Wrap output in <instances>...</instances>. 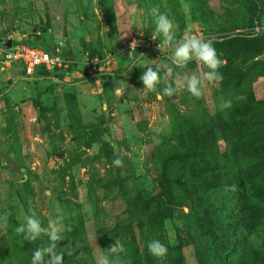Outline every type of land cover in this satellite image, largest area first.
<instances>
[{
	"label": "rangeland",
	"instance_id": "rangeland-1",
	"mask_svg": "<svg viewBox=\"0 0 264 264\" xmlns=\"http://www.w3.org/2000/svg\"><path fill=\"white\" fill-rule=\"evenodd\" d=\"M155 6L173 21L177 39L186 33L210 39L225 62L222 81L208 84L204 97L163 95L172 79L166 71L156 91L144 89L139 78L153 60L173 67V75L207 70L195 60L185 69L171 65L173 49L162 35L152 38ZM0 39L31 40L71 60L69 68L27 77L19 67L0 68V212H11L0 232V264H31L34 251L50 243L44 234L27 241L15 233L30 209L44 227L60 218L62 236L86 238L82 257L89 254V264L116 240L124 248L121 264L166 262L168 254L148 249L158 232L140 236L145 216L160 217L159 241L179 251L181 264H199L202 218L189 207L198 197L176 205L161 173L167 166L195 182L215 163L242 168L247 187L240 194L259 204L253 220L259 233L243 236L233 225L223 235L224 207L216 203L214 242L208 248L199 242L203 255L225 240L232 251L243 242L264 251V154L246 147L264 137V0H0ZM91 60L99 71L89 73ZM232 149L243 150L242 161ZM116 157L122 167L113 165ZM149 199L155 204L144 216ZM68 238L57 242L58 252L66 253Z\"/></svg>",
	"mask_w": 264,
	"mask_h": 264
},
{
	"label": "trees",
	"instance_id": "trees-1",
	"mask_svg": "<svg viewBox=\"0 0 264 264\" xmlns=\"http://www.w3.org/2000/svg\"><path fill=\"white\" fill-rule=\"evenodd\" d=\"M228 38V37H226ZM231 39H242L245 42L250 43L251 39L247 35L234 34ZM31 45H39L31 40H23ZM48 50V49H46ZM40 70L37 69L36 72ZM35 72V73H36ZM103 75V73H102ZM247 150L259 154H264V137L260 140H253L250 145H246ZM206 148V147H205ZM243 150H231V156L235 157L237 161L243 159ZM111 160V158H109ZM207 170L203 171L198 175L197 181L183 180L181 177H175L171 168L164 166L161 173V185L170 188L171 197L174 199L176 205L188 204V201L191 197L197 196L198 200L194 201L190 209L192 210V215L198 217L202 220L199 223L198 232L200 236H197V259L199 264H264V251L259 247L255 246L253 242L247 244L245 242L241 243V248H237L236 251H232L229 248V245L226 244L225 240L220 249H215L210 253L207 252L203 255V248H200L199 242H202L208 248L211 242H214L215 237V227H214V217L218 214V211L215 210L216 203H222L224 209L225 222L222 225V233L226 234L228 227L236 228L235 233L240 231L241 235H249L251 233H259L258 229H255L253 220L256 213L259 209V204L255 201V198L252 196H243L242 191L247 187V183L244 182L242 178V168H233V167H223L221 164L215 163L214 165L208 166ZM168 169V170H167ZM176 180L177 184L173 181V178ZM239 184V186H238ZM237 185V186H236ZM253 190V189H252ZM198 202V203H197ZM148 207L143 215H149L154 206L153 199L147 200ZM261 208V207H260ZM204 214H202V212ZM226 213V216H225ZM158 218L153 220L151 218H146L138 225L140 236L144 239L154 233V231H149L150 229H155L158 232L157 239H162V229L158 226ZM236 221L228 225L227 221L231 219ZM230 219V220H229ZM227 220V221H226ZM250 220V222H249ZM153 221V222H151ZM157 223V224H156ZM252 225V226H251ZM197 227V226H196ZM149 231V232H148ZM75 233L68 231L66 235H63L62 239L69 237V242L65 244L66 253L64 258V263L72 260L75 264H89L88 258L90 255L87 254V257L84 259L82 253L86 252V238L79 237L75 238ZM202 237L204 241L201 240ZM239 238V237H237ZM67 246V247H66ZM71 252L72 255H68V252ZM201 253V254H200ZM168 259L163 264H181L182 259L179 254V251L174 250L167 252ZM89 255V256H88ZM47 259V257H46ZM126 263V262H122ZM133 264V263H132ZM136 264V263H134Z\"/></svg>",
	"mask_w": 264,
	"mask_h": 264
},
{
	"label": "clouds",
	"instance_id": "clouds-1",
	"mask_svg": "<svg viewBox=\"0 0 264 264\" xmlns=\"http://www.w3.org/2000/svg\"><path fill=\"white\" fill-rule=\"evenodd\" d=\"M152 12L155 19L152 38L156 40L158 35H162L164 44L173 49L169 57L171 65L176 69H185L190 61L195 60L197 64L205 66L207 70L183 74L177 71L173 75V67L170 66L164 69L161 64L153 60V64L147 66L139 78L144 85V89L156 91V86L161 83V72L166 71L167 76L172 77V79L166 83L163 95L172 97L181 91H187L197 99L204 97L208 84H214L223 79L219 69L225 62L218 55L213 42L201 35L187 33L182 38L177 39L175 25L167 13L160 12L159 6L153 7ZM133 47H137L136 41L132 42ZM159 48L162 50L160 46ZM223 106L231 107V101H226ZM112 163L116 167L123 166V161L119 157L114 158ZM30 212L31 215L26 217V222L15 227V233L22 235L23 239L27 241H35L44 234L48 236L50 241L47 246L34 251L31 264H64L65 252L57 251V242L63 238L60 218L49 219L47 227H44L40 219L37 218L35 210L30 209ZM10 216L11 212L9 211L0 212V230H2L0 232L7 231ZM148 249L151 254L161 258L168 252L166 245L159 240L151 241ZM123 251V245L116 240L114 245L101 254L97 264H121L119 253ZM67 254L72 255L70 251Z\"/></svg>",
	"mask_w": 264,
	"mask_h": 264
},
{
	"label": "built area",
	"instance_id": "built-area-1",
	"mask_svg": "<svg viewBox=\"0 0 264 264\" xmlns=\"http://www.w3.org/2000/svg\"><path fill=\"white\" fill-rule=\"evenodd\" d=\"M11 66L19 67L23 76L27 77L35 74L37 69L69 68L71 60L57 51L46 50L41 45L11 40L10 46L0 44V68ZM88 67L89 73L100 70L97 60H91Z\"/></svg>",
	"mask_w": 264,
	"mask_h": 264
},
{
	"label": "water",
	"instance_id": "water-1",
	"mask_svg": "<svg viewBox=\"0 0 264 264\" xmlns=\"http://www.w3.org/2000/svg\"><path fill=\"white\" fill-rule=\"evenodd\" d=\"M57 12L59 14H63V3L62 2H60V4H59V6L57 8ZM0 44L10 46L11 40L10 39H0ZM128 81L131 82V79L129 78Z\"/></svg>",
	"mask_w": 264,
	"mask_h": 264
}]
</instances>
